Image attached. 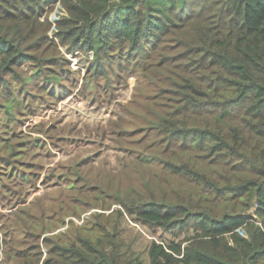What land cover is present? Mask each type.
<instances>
[{
	"label": "trees",
	"instance_id": "trees-1",
	"mask_svg": "<svg viewBox=\"0 0 264 264\" xmlns=\"http://www.w3.org/2000/svg\"><path fill=\"white\" fill-rule=\"evenodd\" d=\"M53 1L0 0V109L6 118L25 97L10 90L12 80L23 86L30 79L14 70L36 54V34L22 23ZM60 1L68 17L56 36L64 47L92 52V76L107 77L119 66L151 72L169 88L170 103L147 108L137 127L134 167L141 159L158 161L173 181L147 180L140 188L148 192L144 199L135 190L139 176L127 187L111 172L90 171L75 160L62 188L55 181L53 193L26 203L27 191L24 200L2 180L31 179L32 173L0 170V207L10 209L0 211V243H16V232L26 243L34 207L73 196L89 205L118 202L132 223L179 239L151 240L145 261L115 235L83 229L72 243L53 241L42 263L28 264H264V0ZM168 40L173 47L157 55ZM144 59L153 61L150 67ZM58 80L48 76L55 86ZM31 250L13 257L27 258Z\"/></svg>",
	"mask_w": 264,
	"mask_h": 264
},
{
	"label": "rangeland",
	"instance_id": "rangeland-1",
	"mask_svg": "<svg viewBox=\"0 0 264 264\" xmlns=\"http://www.w3.org/2000/svg\"><path fill=\"white\" fill-rule=\"evenodd\" d=\"M67 17L61 1L54 0L41 13L33 11L22 23L26 30L31 28L36 34L37 42L31 52L36 54L24 59V65L14 70L18 76L30 77L28 82L22 86L12 80L10 84L11 91L17 89V96L25 92L22 106L9 118L0 109V170L7 173L11 167L28 169L32 178L6 177L2 181L20 189L19 195L24 200L23 192L27 191L28 203L42 193H53L55 181L62 188L77 160L75 165L91 166L90 171L111 172L117 182L121 178L127 187L135 186L139 176L140 185L135 190L145 199L148 192L140 190L141 184L149 180L166 185L173 179L162 173L158 161L141 159L137 161L140 167H134L139 146L136 141L139 136L134 134L140 131L137 127L146 117L147 108L170 103L167 96L170 90L165 84H158L151 72L145 76L140 70H121L119 66L107 77L92 76L95 62L92 52L64 47L56 36ZM173 45L172 40L166 41L158 48L157 55ZM144 61L147 68L153 62ZM120 67L124 68L122 62ZM50 74L59 78L57 86L48 81ZM60 177L62 180H58ZM40 203L42 208L34 207V227L27 242L21 244L23 237L16 232V243H0V264L42 263L48 258L53 241L72 243L77 236H83V229L95 235L99 231L115 235L145 261L151 240L168 243L179 239L174 237V232L150 230L132 223L122 205L115 201L100 200L89 205L67 196L64 200L53 198ZM0 211L7 215L10 209ZM26 248L32 249L27 258L26 255L13 257Z\"/></svg>",
	"mask_w": 264,
	"mask_h": 264
},
{
	"label": "crops",
	"instance_id": "crops-1",
	"mask_svg": "<svg viewBox=\"0 0 264 264\" xmlns=\"http://www.w3.org/2000/svg\"><path fill=\"white\" fill-rule=\"evenodd\" d=\"M0 209H1V207H0Z\"/></svg>",
	"mask_w": 264,
	"mask_h": 264
},
{
	"label": "flooded vegetation",
	"instance_id": "flooded-vegetation-1",
	"mask_svg": "<svg viewBox=\"0 0 264 264\" xmlns=\"http://www.w3.org/2000/svg\"><path fill=\"white\" fill-rule=\"evenodd\" d=\"M10 213V212H9Z\"/></svg>",
	"mask_w": 264,
	"mask_h": 264
}]
</instances>
